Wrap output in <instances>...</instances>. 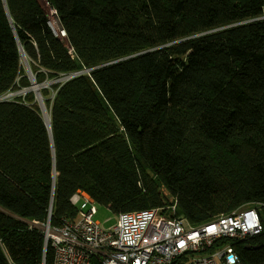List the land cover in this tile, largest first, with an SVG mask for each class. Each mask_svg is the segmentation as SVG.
Here are the masks:
<instances>
[{
	"label": "trees",
	"instance_id": "obj_1",
	"mask_svg": "<svg viewBox=\"0 0 264 264\" xmlns=\"http://www.w3.org/2000/svg\"><path fill=\"white\" fill-rule=\"evenodd\" d=\"M46 2L65 38L39 0H0V98L31 87L25 61L52 82L50 131L34 92L0 102V264H53L41 225L77 192L193 226L255 208L260 235L215 247L264 264V0Z\"/></svg>",
	"mask_w": 264,
	"mask_h": 264
},
{
	"label": "built area",
	"instance_id": "obj_2",
	"mask_svg": "<svg viewBox=\"0 0 264 264\" xmlns=\"http://www.w3.org/2000/svg\"><path fill=\"white\" fill-rule=\"evenodd\" d=\"M51 16L54 32L65 38L56 12L51 10ZM70 201L77 209L74 219L58 227H52L50 220L41 225L53 264H239L234 247H215L217 242L245 241L263 232L255 208L193 226L176 216L173 204L119 214L114 227L104 228L94 220L97 205L89 195L77 192Z\"/></svg>",
	"mask_w": 264,
	"mask_h": 264
},
{
	"label": "rangeland",
	"instance_id": "obj_3",
	"mask_svg": "<svg viewBox=\"0 0 264 264\" xmlns=\"http://www.w3.org/2000/svg\"><path fill=\"white\" fill-rule=\"evenodd\" d=\"M39 2L43 6V8L45 9V11L47 13H49V17L52 20L53 18L51 16V9H50L48 3L46 2V0H39ZM57 25H58V23H57ZM29 80H30V78H29ZM64 80L65 79H61L60 81H57V82H62ZM30 82L32 83L31 80H30ZM47 84H48V86H50L52 84V82H48ZM20 95H25V94H20L19 93L17 95H14L12 98L17 97V96H20ZM164 193H166V191H164ZM117 217H118V215L113 214L109 209H107L105 207L97 206V214L94 216V220H95V222H98V223L102 224V226L104 228H111V227H114L116 225V223H117Z\"/></svg>",
	"mask_w": 264,
	"mask_h": 264
},
{
	"label": "water",
	"instance_id": "obj_4",
	"mask_svg": "<svg viewBox=\"0 0 264 264\" xmlns=\"http://www.w3.org/2000/svg\"><path fill=\"white\" fill-rule=\"evenodd\" d=\"M25 67H26V70L28 72L29 78L32 81L31 87H29L28 89L22 90L20 92L10 93V94H8L6 96H3V97L0 98V102L8 100V99L12 98L14 95H17L19 93L20 94H26L28 92H34L36 94V96H37V100L39 101V104H40V107H41V112H42V115L44 117V120H45V122H46V124H47V126L49 128V131H50L49 119H48V123H47L46 118L44 116V109H46V108H45V106L43 104V101H42V98H41V95H40V88L44 87V86L47 87V84L42 86V85H39V84L36 83L35 78H34L32 72L30 70V67H29V64H28L27 61H25ZM85 72H87V71H85ZM81 74H84V72L76 73L72 77H76V76L81 75Z\"/></svg>",
	"mask_w": 264,
	"mask_h": 264
},
{
	"label": "bare ground",
	"instance_id": "obj_5",
	"mask_svg": "<svg viewBox=\"0 0 264 264\" xmlns=\"http://www.w3.org/2000/svg\"><path fill=\"white\" fill-rule=\"evenodd\" d=\"M44 116H45L46 121H47V123H48V113H47L46 109H44Z\"/></svg>",
	"mask_w": 264,
	"mask_h": 264
}]
</instances>
